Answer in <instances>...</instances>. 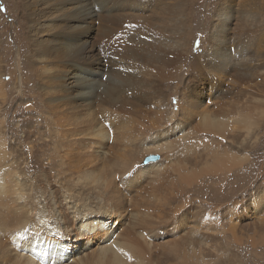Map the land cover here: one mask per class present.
<instances>
[{
	"label": "bare ground",
	"instance_id": "obj_1",
	"mask_svg": "<svg viewBox=\"0 0 264 264\" xmlns=\"http://www.w3.org/2000/svg\"><path fill=\"white\" fill-rule=\"evenodd\" d=\"M230 2L221 0L208 47L200 52L196 63L187 65V77L175 82L174 92L178 94L176 85L180 84L182 99L176 101L178 108L167 115L166 108L160 113L158 107L150 116L146 108L167 94L168 85L163 88V82L177 75L186 61L191 11L184 2L106 0L99 13L91 10L80 16L76 13L89 6L88 0L81 4L77 0H27L26 6L33 9L36 18L31 19L28 33L32 63L41 64V96L66 110L78 109V114L63 120L68 125L66 130L54 119L48 142L40 136L26 148L24 142L39 132L33 116L25 117L35 125L15 137L14 147L7 134H14L8 126L16 116L3 119L0 102V264H89L90 256L93 264H161L157 263L154 238L163 235L159 230L165 223L160 221L165 218L158 216L136 231L135 226L148 217L147 210L133 213V220L128 221V211L120 200L129 202L136 177L161 175V161L168 157L173 169L168 178L172 184L168 198L184 194L183 189L190 188L201 172L218 176L234 172L244 177L250 161L247 144L255 139L264 119V5L238 8L237 13ZM133 3L138 4L133 14L129 8L125 11ZM94 20L97 24L89 22ZM85 28L86 34L94 29L93 37H81ZM104 74L106 81H100L105 82L104 88L89 91ZM5 85L0 75V96L5 94ZM167 96L165 101L170 103L169 92ZM176 112L181 115L173 129L165 125L166 129L140 137L149 128L156 130L175 119ZM97 115H104L107 124L116 120L118 126L110 131ZM174 132L177 142L175 137L174 142L167 138ZM205 135L210 140L219 137L224 147L218 152V146L210 142L211 159L199 161L195 150ZM111 143L114 150L125 152L116 159V167L106 170V154L114 152H108ZM121 143L128 149H121ZM147 153H165L160 162H149L151 172L138 165ZM190 154L194 163L186 166ZM217 180L222 182V178ZM119 183L126 189L120 190ZM240 184L243 187L237 191L244 190V180ZM210 188L214 190V183ZM222 198L227 197L219 196ZM261 204L263 199L255 208L261 209ZM223 216L201 215L193 220L198 225L190 228L181 224L189 219L188 214L173 216L176 223L167 232L177 235L183 231L186 235L182 241L187 244L180 254L171 250L177 260L167 264H207L204 249L195 241L214 244L211 228L214 220L224 221ZM204 225L209 234L200 231ZM93 237L98 241L94 249L89 246ZM220 248L209 246L207 250ZM223 261L218 259L215 264Z\"/></svg>",
	"mask_w": 264,
	"mask_h": 264
},
{
	"label": "rangeland",
	"instance_id": "obj_2",
	"mask_svg": "<svg viewBox=\"0 0 264 264\" xmlns=\"http://www.w3.org/2000/svg\"><path fill=\"white\" fill-rule=\"evenodd\" d=\"M77 1L78 4H81L82 2V0ZM148 1L151 2V0H141V2L143 3H146ZM153 1L155 0H152V2ZM176 1L184 2L185 8L191 11L190 27H188V29L186 30L187 33L190 34L189 40L191 44L187 48L188 51L186 55V61L181 64L177 75H173V77L163 82V88L168 85V87H165V89L168 90L167 94L169 92L170 103L165 101V99H167L168 97L167 94L164 95L165 98H163L161 102L156 103V101L159 100H156L155 102L153 101L152 104L148 106L149 108H146V111L149 112L150 116L154 114L155 111H157L158 107L160 113H162V110L166 108L165 110L167 111V115H171L173 113L170 112V110L172 111L174 108H178L176 103L178 101H181L182 99L180 98L181 95L179 92L180 84H178V86L176 85L178 94L174 92L173 87L175 85V82L187 77V65H189L191 62L196 63L198 57L201 56L200 52L205 51L208 47L209 39L211 40L210 34L212 31V27L216 22L214 14L217 11V7L221 6V0H167V2L170 3H175ZM26 2L27 0H0V5H2L6 9V11L0 12V75L3 77L4 83L6 84L5 94L3 96H0V102H3L2 105L4 108V110H1V116L3 117V119L5 116L11 114H14L16 116V119H14L10 126H8L12 127V130H14V134H7L10 138L9 140L11 141V143L15 144L14 147L17 146V139L15 140V137L17 138V135L23 136L22 134L25 133L26 129H31L30 126L35 125V123L30 122L25 117L33 116L31 120H36L38 122L37 130L39 133L36 134L35 131V134L30 139H27L24 142L23 147L25 148L31 144L36 143V141L39 140L40 136H42V139L44 141L48 142L49 131L51 129L50 122H52L54 119L58 120L59 126L62 125V128L66 130L68 129V125L63 120H68L70 119L69 116L73 117L78 114V109L66 110V108L58 107L55 105V102H52L49 99H43L41 96L42 88L39 83L40 76L43 75L42 69L40 67L41 64L32 63L28 33V29L32 24L31 19L33 18L36 20V18L34 16L33 9L27 7ZM88 2L89 6L85 8L87 11L83 8H80L79 12H77L76 15L80 14V16H83L91 10L94 12L97 10L98 12H96L99 13L100 10L102 11L101 8L105 5L106 0H88ZM230 4L231 9L235 10V12L238 13V8H245L247 10L258 8L261 5H264V0H232ZM137 6V3L128 4L125 7V11H128L129 8L130 13L133 14V9L137 8ZM130 15L128 17H130ZM89 22L97 24L96 20ZM85 29L81 37L86 39L93 37L94 29H90L92 30L90 34H86V32L88 31L87 28ZM209 29L210 31H208ZM215 34L216 32H214V35ZM197 40H199L198 48L195 47ZM102 61H104L105 63L104 59ZM105 65L107 64L105 63ZM104 75L98 79V83L95 82L93 84L94 86L89 87L88 90H92V92H95L96 90L98 92L101 91V87L104 88L105 82L100 81H106L105 79H107V76ZM6 76L10 77V79L6 80L4 78ZM110 82L113 83L112 80ZM96 84H98L99 86ZM243 88L248 89V87L246 86H244ZM235 92L236 90H234L231 94L232 98H234ZM36 100H38L39 102H35ZM138 102L140 103V101H137L136 103ZM209 103H211V100ZM18 111L21 112L20 116L16 115ZM174 111H177V109H175ZM176 113L175 119L171 120L168 123L165 122L162 125H158V128H156V130H154V128H149L146 132H144V135H140V137L153 135L159 132V129H166V126L169 125L171 126L170 128L173 129L174 125L176 126V123H178L179 121L178 117L181 115L178 112ZM97 116L99 121H104V123L108 125L110 131H114L115 125L118 126L116 124L117 122H115L116 120L113 122L112 119L111 121L113 123L110 121L107 124L104 115ZM99 116H101L100 119ZM19 117L22 118L19 119ZM181 124L184 125H182V129H184V122H182ZM186 129L188 128L186 127ZM150 131H152V133ZM175 132L171 133V135L167 137L168 140L170 138L172 139H170L171 142H174V137L175 142H177L176 136L174 134L178 133V131L176 133ZM178 136L179 134H177V137ZM147 137H145V143L147 142ZM210 138L211 137L209 135H205L200 138V141L203 142L199 144L195 150L196 158L199 161H209L211 159L213 150L209 145L210 142H212L213 146H218V152H220V150H223L224 145L222 144V142L218 141L219 137H214V139L211 140ZM254 138V140H250L247 144L246 151L250 161H248L247 163L248 166L246 165V167H249V169L244 172V177H242L243 179L241 177H238V175H236L234 172L230 175L223 173L220 176H218L219 173H215L213 175L210 173L201 172L197 175L199 176V178L197 180L193 179L192 183L189 184L192 185L190 188L183 189L184 194L172 193L176 196L175 198H168L167 196V193L170 191V188L172 186L168 178L171 174V170L173 169L171 167V161L168 157L162 159L163 154L165 153H147L143 160H139L138 165L143 166L144 170L147 169L151 172L152 168L150 167L152 166L149 162H157L162 159L161 162L163 166V173L161 175H153L149 177H142L138 175L136 177L134 188L130 190L131 192L129 191V202L131 204L125 198H120V200L123 205L125 204L124 208H126V211H128V221L133 220V213L139 215L142 210H147L148 217L141 224H137L135 226L136 231L140 230L144 223L154 222L158 216L163 217V219L165 218L163 221H160L162 223H165V226H161V229L159 230V232L163 233V235L158 238H154V243L157 246V248H155V253L158 258L157 263L159 262L161 264H167L176 261L177 258L171 252V250H174L176 253L180 254L182 247L187 244L186 241H182V239L185 238L186 235L183 233V231L181 233H178L177 235L167 232V230L176 223L174 222L176 218L173 219V216L182 218L184 213L188 214L189 219L181 222V224L186 227H195L198 224H196V221L193 220L200 217L201 215L210 216L212 213H224V221H219L220 219L214 220L215 225H212L213 227L211 228V233L205 230V228L207 227L205 225L200 230L204 233H210V238H213L215 240V243L209 246H216L219 248L222 247V250L220 248L219 251L217 250L211 252L207 250V247L209 246L197 243V240L195 238V243L204 249L202 255L207 260V264H215L218 259L224 260L220 264H264V204H261L263 206L261 209L255 208V205L262 199L264 201V119L261 120L259 133L254 136ZM134 140H137V138H135ZM112 143L107 147L108 149L110 148L109 151L107 148L106 151H114L116 155H114V152L113 154H106V160L104 161L106 165H104L105 169L116 167V159L121 156V153L125 152H121L123 150L120 151L119 149L117 151L116 149L114 150V148L112 147ZM124 145L125 143H121V146H123V148L121 149H128ZM86 152L87 151H84L83 155ZM140 153L141 152H138V154ZM40 157L43 158V156ZM188 158L185 163L186 166L194 163V157L192 154H190ZM45 161L46 160L43 159V162ZM159 162L157 163V166ZM232 170L234 171L235 169L232 168ZM219 178H222V182L217 180ZM228 178L231 180L229 181ZM241 180H244V190L237 191L243 187H240L241 185H243L240 184ZM212 183H214V190L210 188V184ZM117 187L122 191L126 189V186L123 183H119ZM231 191L232 194L229 193ZM223 195H226L227 197L224 201V198H222L221 200L219 199V196L222 197ZM213 199H219V201L215 202L213 201ZM163 206L165 207L164 210ZM242 209H244L245 211V213L242 212V214L244 215L241 214ZM229 221H231V223ZM209 222L210 221H208V223ZM158 223L159 222H156L153 225H157ZM233 224L238 225L234 227ZM231 228L233 232L230 230ZM217 229H219V232ZM221 230L222 232H220ZM77 243L81 244L80 241ZM89 243V246L94 249V246H96L98 243L97 237H93V239ZM184 252L188 251L185 250ZM93 261V256H90L88 263L93 264Z\"/></svg>",
	"mask_w": 264,
	"mask_h": 264
},
{
	"label": "snow or ice",
	"instance_id": "obj_3",
	"mask_svg": "<svg viewBox=\"0 0 264 264\" xmlns=\"http://www.w3.org/2000/svg\"><path fill=\"white\" fill-rule=\"evenodd\" d=\"M3 11H6V9L2 6V5H0V12H3ZM196 48H198L199 47V40H197V42H196V46H195ZM6 80L7 79H10V77H4Z\"/></svg>",
	"mask_w": 264,
	"mask_h": 264
}]
</instances>
